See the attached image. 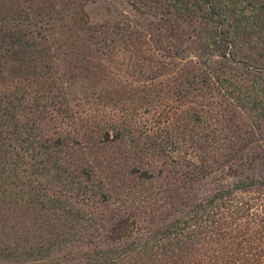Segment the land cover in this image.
Returning <instances> with one entry per match:
<instances>
[{
    "label": "trees",
    "instance_id": "16d2710c",
    "mask_svg": "<svg viewBox=\"0 0 264 264\" xmlns=\"http://www.w3.org/2000/svg\"><path fill=\"white\" fill-rule=\"evenodd\" d=\"M0 0V264H264V0Z\"/></svg>",
    "mask_w": 264,
    "mask_h": 264
},
{
    "label": "rangeland",
    "instance_id": "374dc122",
    "mask_svg": "<svg viewBox=\"0 0 264 264\" xmlns=\"http://www.w3.org/2000/svg\"><path fill=\"white\" fill-rule=\"evenodd\" d=\"M3 1V0H2ZM5 1V0H4ZM78 6L81 7L82 11L88 15V17L93 21H100L104 15V7L107 6L106 1H115L117 2V6L119 11H122L124 14H133L129 7L125 6V4L121 3L120 0H74Z\"/></svg>",
    "mask_w": 264,
    "mask_h": 264
}]
</instances>
